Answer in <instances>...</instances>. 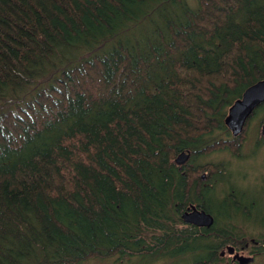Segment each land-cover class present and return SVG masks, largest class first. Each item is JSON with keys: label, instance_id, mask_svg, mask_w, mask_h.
Listing matches in <instances>:
<instances>
[{"label": "trees", "instance_id": "1", "mask_svg": "<svg viewBox=\"0 0 264 264\" xmlns=\"http://www.w3.org/2000/svg\"><path fill=\"white\" fill-rule=\"evenodd\" d=\"M195 1L0 0V264H226L251 241L201 157L241 152L216 133L264 79V0ZM192 199L214 227L183 221Z\"/></svg>", "mask_w": 264, "mask_h": 264}, {"label": "flooded vegetation", "instance_id": "2", "mask_svg": "<svg viewBox=\"0 0 264 264\" xmlns=\"http://www.w3.org/2000/svg\"><path fill=\"white\" fill-rule=\"evenodd\" d=\"M253 115H255L253 117L255 118L257 114L254 112ZM250 122H247L244 132L239 136L240 138L234 136L231 130H227L228 134L225 136V140L230 141V147H240L241 152L239 156L231 154L236 160L243 161L238 169H231L232 159L228 160V162L212 161L213 164L220 166L218 169L220 173L218 174L213 171L212 173L204 172L201 176L203 179L209 178L207 184L215 188L217 194L220 195L218 202L223 204L219 205L220 209H222L221 211L226 214L239 216L236 220L233 219L231 221L233 226L240 229V232L236 233L235 236L237 238H249L251 240L239 247L231 244L223 247L219 252L226 260V264H241V256L253 257L254 260H257L262 255V249L264 248V244L259 241L260 239H264V134L262 131L264 119L260 120L255 126L254 136H250L252 131V128L250 129L249 127ZM249 147H251L249 153L251 155L250 158L249 156H245ZM180 169L184 171V167H180ZM219 180H224V182L219 183ZM248 182L249 187L247 186ZM200 205H203V203L195 199L186 201L184 209L180 212L183 221H185L184 215L196 207L198 210H204L211 214L214 219L210 227H198L207 229L214 227L220 215L214 210L207 211ZM238 208L241 209L240 213L238 212ZM221 211L218 212L222 213ZM186 223L195 225L189 222ZM227 253L229 257H227Z\"/></svg>", "mask_w": 264, "mask_h": 264}, {"label": "water", "instance_id": "3", "mask_svg": "<svg viewBox=\"0 0 264 264\" xmlns=\"http://www.w3.org/2000/svg\"><path fill=\"white\" fill-rule=\"evenodd\" d=\"M264 104V79L249 86L237 99L229 110V115L225 119L226 125L233 132L234 136L241 135L244 128L256 109ZM264 134V123H263ZM190 151L185 150L181 157L178 158L179 163L188 160ZM185 221L198 225L210 227L213 224V216L204 210H198L196 207L184 215ZM254 260L253 257L241 256V264H247Z\"/></svg>", "mask_w": 264, "mask_h": 264}, {"label": "rangeland", "instance_id": "4", "mask_svg": "<svg viewBox=\"0 0 264 264\" xmlns=\"http://www.w3.org/2000/svg\"><path fill=\"white\" fill-rule=\"evenodd\" d=\"M189 4L192 5V6H196V1L195 0H188ZM164 11V16H167V17H170V11L168 9L165 8L162 9ZM159 20V18L157 19V21ZM146 24H150L148 22H146ZM135 31V32H134ZM131 29L130 32H129V38L132 36L133 38H137L135 37V33L137 35V32L136 30L134 29ZM155 34V33H154ZM130 41L133 43L132 39L130 38ZM35 84L32 83V86H34ZM2 103V102H1ZM231 106V105H230ZM230 106L226 107V111L228 113V110L230 108ZM264 119V107L261 108L258 112H257V115L255 118H253L250 122V129L252 128V131L250 133V136H254L255 135V126L258 124V122H260V120ZM226 132L225 131H221V132H217L216 135L217 136H226ZM211 140V139H209ZM208 140V141H209ZM250 148H248V150L246 151L245 153V156H249L250 158ZM228 156V157H227ZM205 159V162H211V161H224V162H228V160L232 159L233 160V163H232V166H231V169L233 170H236L238 169V167L242 164L243 161H239V160H236L229 152H225V151H218L216 153H213V155H209V156H205L204 157ZM177 161V159H176ZM250 174H252V172H250ZM247 186L249 187V182L247 183ZM264 208V207H263ZM227 252V251H226ZM227 257H229V254L227 253L226 254ZM264 256V255H263ZM263 256L261 258H258L257 260H254V262L250 263V264H264V258ZM118 257L116 258H109V259H102V258H94V259H91L89 261H85L84 263L82 264H118L119 262H116L115 260L117 259ZM124 262H122L123 264H126L127 262H129L127 260V258H124ZM178 262H181L180 260L176 261L174 258H171V259H166V260H161V261H158V262H155L154 264H178ZM229 263V262H228Z\"/></svg>", "mask_w": 264, "mask_h": 264}, {"label": "bare ground", "instance_id": "5", "mask_svg": "<svg viewBox=\"0 0 264 264\" xmlns=\"http://www.w3.org/2000/svg\"><path fill=\"white\" fill-rule=\"evenodd\" d=\"M241 97H242V96H241ZM241 97H240V98H241ZM238 99H239V98H238ZM234 102H235V101H234ZM234 102L232 103V105L234 104ZM232 105L230 106V108L232 107ZM230 108H229V110H230ZM229 110H228V114H227V116L229 115ZM227 116H226V117H227ZM225 125H226V123H225ZM226 126H227V125H226ZM227 130H230L228 126H227ZM231 132H232V131H231ZM226 135H227V134H226ZM181 154H182V153H181ZM181 154L177 157V162H178V158L181 157ZM210 155H213V153L210 154ZM207 156H209V155H207ZM204 157H205V156L201 157V159H204ZM178 164H183V163H179V162H178ZM197 226H198V225H197ZM263 237H264V233H263ZM118 256H119V255H115V256L106 257V258H102V259H109V258H113V257L116 258V257H118ZM123 258H124V257H121V256H120V259L123 260Z\"/></svg>", "mask_w": 264, "mask_h": 264}]
</instances>
